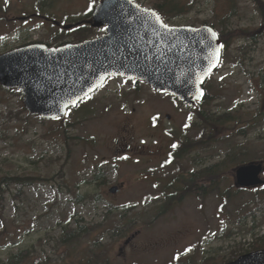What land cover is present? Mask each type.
I'll use <instances>...</instances> for the list:
<instances>
[{
  "label": "rangeland",
  "instance_id": "374dc122",
  "mask_svg": "<svg viewBox=\"0 0 264 264\" xmlns=\"http://www.w3.org/2000/svg\"><path fill=\"white\" fill-rule=\"evenodd\" d=\"M97 1L0 0V54L68 38V21H87ZM134 1L155 7V0ZM263 2L172 0L166 7L169 25L232 31L224 62L207 84L208 100L193 109L120 79L64 121L41 122L21 111L22 97L0 90V131L7 133L0 139V180L38 179L18 196L13 188L0 190V262L26 251L29 258L19 264H224L264 245V206L249 205L251 195L236 187L237 167H224L219 193L208 180L185 192L191 173L223 162L224 136L230 147L243 144L250 156H264ZM200 111L241 113L249 121L255 114L261 121L248 138H233L236 122L208 126L211 147L207 139L197 143L204 141ZM229 192L239 196L228 200ZM80 226L90 230L61 243L64 227Z\"/></svg>",
  "mask_w": 264,
  "mask_h": 264
},
{
  "label": "water",
  "instance_id": "95a60500",
  "mask_svg": "<svg viewBox=\"0 0 264 264\" xmlns=\"http://www.w3.org/2000/svg\"><path fill=\"white\" fill-rule=\"evenodd\" d=\"M153 14L158 13L131 0H103L92 11L91 25L106 28L105 34L57 48L33 44L3 54L0 85L20 89L27 111L47 120L64 119L112 77L141 81L192 108L206 97L204 85L220 65L222 42L212 27L166 29ZM263 172V163L241 166L236 185L263 186ZM228 264H264V250Z\"/></svg>",
  "mask_w": 264,
  "mask_h": 264
},
{
  "label": "trees",
  "instance_id": "16d2710c",
  "mask_svg": "<svg viewBox=\"0 0 264 264\" xmlns=\"http://www.w3.org/2000/svg\"><path fill=\"white\" fill-rule=\"evenodd\" d=\"M171 2H172V0H155L154 9L157 10L162 15L163 19H167L166 14H164L163 12L165 11V9H167L166 7L168 5H171L170 4ZM172 5H173V8H172L173 10L176 11L179 9L178 4H172ZM258 11L261 14V16L263 17V23H264V2L262 3V7L258 8ZM85 17H86L85 19H87V21L91 19L90 14L86 15ZM85 21L86 20L68 21L72 25L76 26V29L74 28L72 30L71 29L69 30V32L67 33L68 38H64L62 36H59L58 38H56L54 40L53 44L57 45L60 43V41L62 42V44L66 43V42L68 43L69 41L75 42V43L81 42V41H84L86 39L99 36V33L104 31V30H97V29L92 28L91 25L88 24L87 21L86 22ZM263 27H264V25H263ZM262 33H264V32H262ZM53 44H51V45H53ZM0 90H1V88H0ZM7 92L16 93L17 96H19L21 98L20 92H17V91H7ZM208 95H209V93H207V97L202 104L207 102ZM202 104H199V105H202ZM21 111L25 112V109L23 107H21ZM259 114H263V113H261L259 111ZM27 117L31 118L29 115H27ZM198 117L202 121V124H200V125L204 126L205 128L202 131V133H204V136L200 137V138H203L204 141L200 140L197 143L198 144H200V143L204 144L205 139H207L208 141H211V147H214L212 145V141H213V138L215 137V135L213 133H211L210 135H206V132L208 130V126H211L214 128V127L224 125L227 123L236 122V123L240 124V129L235 132L233 138H235V139L237 137L248 138V135L250 134V130L255 129L261 121V117L259 115L256 116L255 114L254 115L251 114L252 118L249 121L248 119H246L244 117L243 114L239 113L238 115H235L234 112H226L222 115L215 116V115H212L211 113H207L205 111H200L198 113ZM41 122H45V121H41ZM2 135L3 134L0 131V139H3V141H5L6 137H7V133H6V137L4 135L3 136ZM224 137L225 138L220 139V141L222 142V144H228V148H227L223 162L213 164L209 168L191 173L190 174L191 178H190L189 183H192V184L191 185L189 184L188 187L184 186V187H186L185 192L188 189H189L188 193L192 192L193 189H195L199 185L201 180H204V181L208 180V181H210V185H212V189L215 190V188L217 187L218 193H219L221 191V180H222L223 173L225 170L224 167L229 168V170H230V169H234L235 167H239V166L244 165V164L251 162V161H264V156L261 158H257L256 156H253V157L250 156L249 150L243 144L236 143V145H233L230 147L229 143L227 142L228 138H226V136H224ZM261 140L264 141V137L261 138ZM36 182H38V179L32 175H28V176L4 175L2 177V179L0 180V190H1V193L4 194L5 190H6V192H8L9 189L13 188L14 191L11 193H14L16 196H18L25 189H27L31 186H34ZM2 187H3V189H1ZM257 190H259V189L254 190V192H252L250 190H246V189H242L241 191L244 194L248 193L251 195V198L249 200L250 201L249 205L254 204V205H257L259 208V206L261 204L264 206V187L262 188V193L258 192ZM230 192L228 194L229 195L228 200H231V199L239 196L238 194L237 195L236 194L231 195ZM205 193H207V191ZM259 209H261V208H259ZM162 212L164 213V211H162ZM250 212H251V216L254 217L256 214V211H250ZM123 216L124 215H122V217ZM89 230L90 229L85 228L83 226H80L79 228H76V229H69V228L64 227L63 228V235L61 236L60 241L62 244L70 243L71 241L73 242L76 239H78L83 233H85L86 231H89ZM250 234L252 235L253 238H255V241L256 240L259 241L258 240L259 238L257 237L258 235L256 234V231H252V232H250ZM263 240L264 239L262 238V241ZM260 249H264V245H261L258 248H254L251 251H245V254L249 253V252L257 251ZM28 254H29V252L21 251L17 255H11L8 258L9 261H7V262H8V264H19L20 261L29 258ZM227 262H230V261H227ZM0 264H3V263L0 262ZM5 264H7V263H5Z\"/></svg>",
  "mask_w": 264,
  "mask_h": 264
},
{
  "label": "snow or ice",
  "instance_id": "6c2138e0",
  "mask_svg": "<svg viewBox=\"0 0 264 264\" xmlns=\"http://www.w3.org/2000/svg\"><path fill=\"white\" fill-rule=\"evenodd\" d=\"M92 3L94 4V0H92ZM90 10H91V6H90ZM153 15H154L155 20H156L158 23H160L162 27H164V28L167 29L168 26H167V24H164V23H163L161 17H160L158 14H153ZM212 35L215 36V33H213ZM0 39H2V37H0ZM214 64H215V60L213 59V62L209 64V70L214 66ZM101 79H103V77H102ZM92 90H93L92 87L89 86V91H92ZM201 95H203L202 92H201ZM73 104H75V101H73ZM185 127H187V125H185ZM172 147L175 148L176 145L174 144V145H172ZM166 162H167V161H166Z\"/></svg>",
  "mask_w": 264,
  "mask_h": 264
},
{
  "label": "flooded vegetation",
  "instance_id": "af4514ba",
  "mask_svg": "<svg viewBox=\"0 0 264 264\" xmlns=\"http://www.w3.org/2000/svg\"><path fill=\"white\" fill-rule=\"evenodd\" d=\"M223 37H224V44H225V46H226V44L227 45H229V42H230V40H232V38H233V35L231 34V32L229 31V28H226V30L224 31V33H223ZM227 47V46H226ZM227 50H229V48L227 49ZM121 187L123 188L124 186L123 185H121ZM119 189V188H118Z\"/></svg>",
  "mask_w": 264,
  "mask_h": 264
}]
</instances>
